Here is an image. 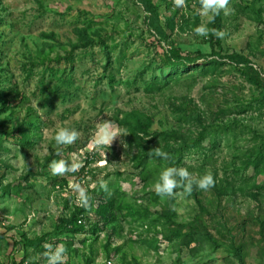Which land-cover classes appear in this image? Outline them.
Wrapping results in <instances>:
<instances>
[{
  "label": "rangeland",
  "instance_id": "1",
  "mask_svg": "<svg viewBox=\"0 0 264 264\" xmlns=\"http://www.w3.org/2000/svg\"><path fill=\"white\" fill-rule=\"evenodd\" d=\"M198 1L153 0L157 22L138 0H0V264H47L45 244L65 248L64 264H264V168L245 169L264 143L263 88L228 62L163 66L171 49L215 48L248 57L264 79V0H229L219 48L195 34L211 24ZM130 113L151 118L140 146L167 154L198 139L196 120L208 126L180 163L136 166L141 148L117 120ZM62 127L78 132L73 144L55 143ZM105 127L117 137L98 146ZM165 132L178 136L152 140ZM59 160L82 166L53 175ZM168 167L211 173L215 186L162 198L154 186ZM73 213L81 232L60 225Z\"/></svg>",
  "mask_w": 264,
  "mask_h": 264
},
{
  "label": "trees",
  "instance_id": "2",
  "mask_svg": "<svg viewBox=\"0 0 264 264\" xmlns=\"http://www.w3.org/2000/svg\"><path fill=\"white\" fill-rule=\"evenodd\" d=\"M138 1H140L141 3L144 4L145 9L148 12H150V15L153 18L157 19L159 17L158 7L153 2V0H138ZM198 4H199V6H201V0L198 1ZM157 22H158V19H157ZM212 29H216V30L223 32L222 12H220V14L215 17L214 22H211L209 30H212ZM161 33L163 36L166 37V34L164 32L161 31ZM90 40H88L86 42V44H89ZM209 41L211 42L212 47H218V48L221 47V38H217L215 35L212 34L211 31H209ZM91 43H94V41L91 40ZM201 59L203 60L202 61L203 63L198 65L199 70L200 69L201 70L208 69V67H206V65L216 67V65H219V64H222L225 62L231 63V64L239 66L241 68L243 66V68L241 70H242V73L246 76V78L250 82H252L253 84L261 86L263 88V92H264V79L261 76V72L259 71V69H257L255 67V65L252 64L251 60L248 57L241 55V54H238V53L221 55L216 51L215 48H213L212 53L209 55H206V54L201 53V52L187 53V54L183 55L181 53L180 49L174 48V49H171L165 53L163 66H172L173 74H180L178 72H182L183 70H186V68L188 67L187 66L188 64H190V65L198 64V62ZM65 60H67L68 62L70 61L72 64L75 63V59L72 55H68V57ZM213 69H215V68H213ZM155 80H157V79H153L151 81V83H150L151 88L154 86ZM181 108H182L181 111L185 112L186 109L183 107H181ZM184 114H186V113H184ZM150 119L151 118H147V119L143 118L142 119L139 115H137L135 113L126 114L123 118H119V117L117 118L119 124L128 131L131 140H134L133 142H135L138 146H140L142 144V140L145 141L146 137L152 136V134L150 132V127H151ZM196 121L198 122L199 127L201 129L200 135L198 134V139L197 140L192 139L189 141L184 140L180 144L178 149L173 150L172 151L173 153H168V160L171 161L172 163L174 161H177V163L178 162L180 163L186 152H188L192 148H200L201 147V144L205 138L203 133H205L207 131L208 125L203 123L201 120H196ZM31 124L33 125V122H31ZM21 134H24V133H21ZM153 135H155V136H153L152 140L164 139V138L170 139V138H174L175 136H178V133L165 132V133H153ZM18 140L20 141L19 144L25 145V143H26L25 135H22L20 137V139H18ZM211 145L214 146L215 143H212ZM147 146L146 145L143 147L140 146L141 152L139 153V155H137L134 158V162H135L136 166L143 165L144 163H146V160H148L151 157L159 158L160 160H162V157L156 155V152L157 151L162 152L161 150H158L156 148H150L149 149ZM263 147H264V143L262 144V147L256 151V157L252 161H250L247 165H245V169L247 171L253 170V175H258L262 171V169L264 168V151L262 152ZM127 208H129L130 214L132 215V217H134L137 213L135 206L128 205ZM99 213L101 214V216L103 218H106L107 211L100 210ZM81 218L82 217H81L80 213H73L70 217L60 218V225L62 226V228H64L67 231L81 232L88 225L87 223L83 222ZM174 237H177V235L176 234L171 235L172 239H174ZM158 241H159L158 237H155V242H158ZM29 242L32 245H38L41 241L38 243H33L31 241H29Z\"/></svg>",
  "mask_w": 264,
  "mask_h": 264
},
{
  "label": "clouds",
  "instance_id": "3",
  "mask_svg": "<svg viewBox=\"0 0 264 264\" xmlns=\"http://www.w3.org/2000/svg\"><path fill=\"white\" fill-rule=\"evenodd\" d=\"M174 2L177 7L184 5V0H174ZM228 5L229 0H201L200 15L208 17L210 23L214 22L215 17L220 14L221 10L227 13ZM194 31L197 36H203L205 38L208 37L209 31L217 38H223L224 36L222 31L216 29L209 30L204 25L196 27ZM78 135L77 131L62 127L55 134V143L59 146L71 145L78 139ZM115 137L117 135L105 127L101 129V134L97 139V145H110ZM156 155L164 159L168 158V154L164 152L157 151ZM81 166L80 164H68L64 160L53 161L50 165L53 175L76 172ZM194 184L196 188L207 191L215 186V180L211 173H206L198 180H195L185 168L168 167L160 173L159 180L154 187L156 194L163 198L165 196L172 197L174 191L178 188H184L187 193H191ZM100 187L107 190L106 183H102ZM76 191L78 192V199L81 205L87 208L90 197L79 186H77ZM44 247L46 249L44 256L47 259V264H64L65 248L63 246H57L55 250H53L50 244H45Z\"/></svg>",
  "mask_w": 264,
  "mask_h": 264
}]
</instances>
